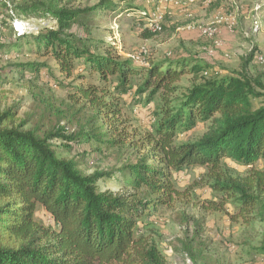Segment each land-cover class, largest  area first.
I'll return each mask as SVG.
<instances>
[{
	"label": "trees",
	"instance_id": "obj_1",
	"mask_svg": "<svg viewBox=\"0 0 264 264\" xmlns=\"http://www.w3.org/2000/svg\"><path fill=\"white\" fill-rule=\"evenodd\" d=\"M70 3L0 0V31L8 29L11 36L0 34V57L12 58L33 43L55 63L52 69L14 64L17 77L30 83L32 105L23 119L18 106L0 103V264H167L155 239L140 232L161 209L174 213L184 233L182 250L194 263L226 264L210 250L205 216L188 211L189 193L176 187L173 172L205 168L203 179L220 199L205 210L228 204L233 220L264 224V84L247 72L254 52L233 76L195 64L190 71L202 80L181 98H170L186 59L141 64L122 59L112 45L95 52L87 40L89 18L100 7L113 9L112 0L82 8ZM126 10L148 15L137 6ZM22 18L47 19L54 26L19 34L12 24ZM83 71L97 73L100 82L64 83ZM17 77L0 65V92ZM53 88L66 96H55ZM133 89L147 93V101L161 98L152 131L139 142L129 139L121 104ZM199 123L206 124L200 137L178 141ZM60 149L75 154L61 157ZM110 150L124 157L118 168L83 171V161ZM226 160L248 172L230 173ZM257 163L263 168H255ZM108 179L117 180L119 190H102L100 181ZM39 209L49 224L36 218ZM257 252L264 257V231Z\"/></svg>",
	"mask_w": 264,
	"mask_h": 264
},
{
	"label": "rangeland",
	"instance_id": "obj_2",
	"mask_svg": "<svg viewBox=\"0 0 264 264\" xmlns=\"http://www.w3.org/2000/svg\"><path fill=\"white\" fill-rule=\"evenodd\" d=\"M75 7L99 6L103 0H70ZM113 9L99 8L89 18V37L91 49L102 52L106 45H112L122 59H129L144 64L148 60L160 61L165 58L186 59L185 73L176 81L175 90L170 98L179 99L193 84L202 80L201 74L190 71L195 64L209 65L211 69L220 70L221 75H236L242 72L243 60L249 52H254L247 65V72L252 77L260 76L264 84V0H112ZM137 6L148 15L127 12V8ZM159 14L158 27L149 28V19ZM162 24V28H161ZM54 26L51 20L35 19L16 20L12 28L17 33L36 34L40 29ZM209 29L211 34L203 33ZM4 38H11L8 29H1ZM14 64H44L54 68L51 57L37 53L33 43H25L20 53L12 58L0 57V65L10 76L16 74ZM81 65V63H80ZM54 75L61 79L58 72ZM74 79L63 80L66 84H98L97 73L83 71L75 74ZM139 80V77L136 78ZM27 79L17 77L4 85L0 92L2 107L18 106L19 118L23 119L32 105ZM57 97H65L62 88H53ZM255 100V106L259 104ZM123 114L129 130L130 140L139 142L152 131L151 123L155 112L159 111L161 98L155 95L147 101V93L136 95L134 89L121 96ZM206 131V124L199 123L194 129L178 137V141H193ZM57 145L58 141H55ZM61 157H71L75 153L65 149L58 151ZM124 161L117 151L110 150L102 155L88 158L81 168L86 173L94 170H110L119 167ZM228 171L234 175H245L247 167L225 161ZM255 168L262 169L257 163ZM206 169L203 167L187 168L173 172L176 187L189 193L188 211L205 216L204 236L210 243L215 258L226 264H264V257L257 252L260 235L264 224L259 222L245 223L231 218L232 206L225 204L222 210H205L212 202L220 203L203 179ZM102 190L117 191L121 187L115 179L100 181ZM36 218L49 224L50 218L41 209ZM140 232L155 239L167 264H197L182 250L181 240L184 233L175 221L174 213L161 209L141 225ZM201 264V263H198Z\"/></svg>",
	"mask_w": 264,
	"mask_h": 264
},
{
	"label": "built area",
	"instance_id": "obj_3",
	"mask_svg": "<svg viewBox=\"0 0 264 264\" xmlns=\"http://www.w3.org/2000/svg\"><path fill=\"white\" fill-rule=\"evenodd\" d=\"M159 19L158 14H156L155 17H151V19H149V28H153L157 25V21Z\"/></svg>",
	"mask_w": 264,
	"mask_h": 264
},
{
	"label": "bare ground",
	"instance_id": "obj_4",
	"mask_svg": "<svg viewBox=\"0 0 264 264\" xmlns=\"http://www.w3.org/2000/svg\"><path fill=\"white\" fill-rule=\"evenodd\" d=\"M158 15H159V14H158ZM155 16H156V14L153 15V17H155ZM151 17H152V16H151ZM159 18H160V17H159ZM158 20H159V19H158ZM157 23H158V22H157ZM157 27H158V24H157L155 27H153L152 29L155 30V29H157ZM211 32H212V31H210L209 29H204V30H203V33H205V34H211Z\"/></svg>",
	"mask_w": 264,
	"mask_h": 264
}]
</instances>
